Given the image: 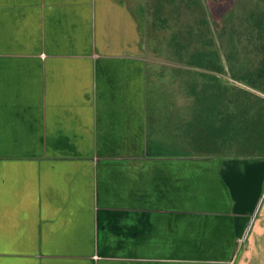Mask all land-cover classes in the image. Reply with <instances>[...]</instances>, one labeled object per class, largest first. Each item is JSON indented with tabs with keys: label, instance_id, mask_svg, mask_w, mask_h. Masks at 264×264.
<instances>
[{
	"label": "crops",
	"instance_id": "crops-1",
	"mask_svg": "<svg viewBox=\"0 0 264 264\" xmlns=\"http://www.w3.org/2000/svg\"><path fill=\"white\" fill-rule=\"evenodd\" d=\"M147 1L0 0V264H264V156L155 146Z\"/></svg>",
	"mask_w": 264,
	"mask_h": 264
},
{
	"label": "rangeland",
	"instance_id": "rangeland-1",
	"mask_svg": "<svg viewBox=\"0 0 264 264\" xmlns=\"http://www.w3.org/2000/svg\"><path fill=\"white\" fill-rule=\"evenodd\" d=\"M162 1L167 0H148L147 5ZM247 2L251 5L250 0ZM251 2L264 7V0H251ZM245 4L246 0L237 2V5L243 8ZM217 6L222 8L224 5L218 2ZM234 8L233 6L232 9L230 4L229 11L237 17L240 13L243 14L241 8ZM233 22L235 26V18ZM243 23L246 24L244 21ZM169 32H157L154 43H145L143 53L147 58L153 60L158 57L154 49L158 48L160 43L156 42L162 35L165 37ZM241 33V37L239 34L235 35L241 39H239L240 43H245L246 33ZM154 65V74L160 72L163 75L148 76L147 86L155 106V111L152 112L154 122L151 131H154L157 139H164L167 142L155 145L160 152L166 153L169 149L171 153H180L188 157L212 158L264 156V118L258 120L255 115L259 106L255 104L251 110L247 108L242 114L236 107L228 104V101L232 99L230 88L235 83L226 74L213 73L200 67L182 64L157 63ZM236 85L241 84L236 83ZM184 90L194 95L185 96ZM169 100L171 111L163 113L161 105ZM254 102L253 99L248 98L245 106ZM227 113L231 121L229 124L225 123ZM239 114L242 116L233 119V115ZM163 132L165 137L162 138Z\"/></svg>",
	"mask_w": 264,
	"mask_h": 264
},
{
	"label": "trees",
	"instance_id": "trees-1",
	"mask_svg": "<svg viewBox=\"0 0 264 264\" xmlns=\"http://www.w3.org/2000/svg\"><path fill=\"white\" fill-rule=\"evenodd\" d=\"M238 1L168 0L171 8L169 17L175 24L170 26L166 42L160 43L154 52L186 66L226 74L235 83L230 88L232 99L228 104L242 114L256 104L259 109L255 115L260 120L264 118V7L251 0L249 5L246 0L243 8L237 5ZM218 2L224 6L219 8ZM230 4L232 9L233 6L234 9L241 8L243 14L237 17L230 12ZM165 19L159 21L164 23ZM178 19L180 25L176 24ZM241 32L246 33L245 43H240L236 36L239 34L241 37ZM248 98L255 102L245 106ZM242 114L233 115V119ZM228 115L225 123L229 124Z\"/></svg>",
	"mask_w": 264,
	"mask_h": 264
}]
</instances>
